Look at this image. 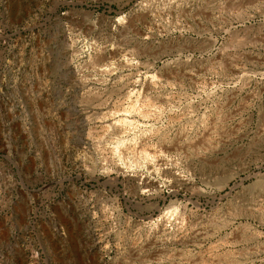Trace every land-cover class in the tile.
Wrapping results in <instances>:
<instances>
[{
	"label": "rangeland",
	"instance_id": "374dc122",
	"mask_svg": "<svg viewBox=\"0 0 264 264\" xmlns=\"http://www.w3.org/2000/svg\"><path fill=\"white\" fill-rule=\"evenodd\" d=\"M0 264H264V0H0Z\"/></svg>",
	"mask_w": 264,
	"mask_h": 264
},
{
	"label": "bare ground",
	"instance_id": "6f19581e",
	"mask_svg": "<svg viewBox=\"0 0 264 264\" xmlns=\"http://www.w3.org/2000/svg\"><path fill=\"white\" fill-rule=\"evenodd\" d=\"M126 120V119H125ZM124 121V120H123ZM111 123V122H110Z\"/></svg>",
	"mask_w": 264,
	"mask_h": 264
}]
</instances>
